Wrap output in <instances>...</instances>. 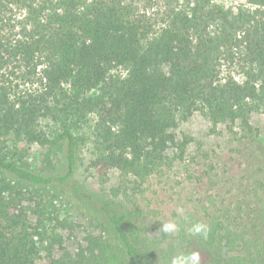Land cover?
<instances>
[{
    "label": "trees",
    "instance_id": "trees-1",
    "mask_svg": "<svg viewBox=\"0 0 264 264\" xmlns=\"http://www.w3.org/2000/svg\"><path fill=\"white\" fill-rule=\"evenodd\" d=\"M243 1L0 0V264H264V161L192 156L178 130L258 140L264 0Z\"/></svg>",
    "mask_w": 264,
    "mask_h": 264
},
{
    "label": "rangeland",
    "instance_id": "rangeland-1",
    "mask_svg": "<svg viewBox=\"0 0 264 264\" xmlns=\"http://www.w3.org/2000/svg\"><path fill=\"white\" fill-rule=\"evenodd\" d=\"M214 1L234 10H237L243 5H250L243 0ZM253 124L259 128L260 136L258 140L254 144H250L249 147L244 144L243 153L241 155L236 152L237 145L234 139H232L229 130L225 126H219L214 129L211 123L200 114H196L190 120L182 123L178 130L180 133H186L193 138L190 146L192 156L200 152H207L215 157L220 156L225 158L233 169L234 167L240 166V160L243 156L246 158L250 157L255 164H258L259 160H261V163L264 161V113L254 115ZM46 151L47 149L38 145H32L29 149L28 160L34 165L41 167L43 163H46ZM90 156V149L87 147L84 152V164H82L79 169L78 178L93 183L94 176L92 170L88 167ZM112 182H116L115 177Z\"/></svg>",
    "mask_w": 264,
    "mask_h": 264
},
{
    "label": "clouds",
    "instance_id": "clouds-1",
    "mask_svg": "<svg viewBox=\"0 0 264 264\" xmlns=\"http://www.w3.org/2000/svg\"><path fill=\"white\" fill-rule=\"evenodd\" d=\"M183 212V209L179 210ZM179 226L174 221H169L161 224V229L159 231L163 232L165 235L173 234L178 231ZM210 231L208 225L202 222L193 223L191 228L189 229V235L193 237H204L206 238L208 232ZM170 264H201V254L198 250L196 251H188L181 252L179 254L174 255Z\"/></svg>",
    "mask_w": 264,
    "mask_h": 264
}]
</instances>
